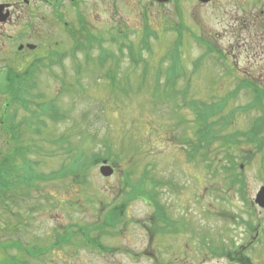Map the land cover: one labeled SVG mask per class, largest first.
Segmentation results:
<instances>
[{"label": "rangeland", "instance_id": "1", "mask_svg": "<svg viewBox=\"0 0 264 264\" xmlns=\"http://www.w3.org/2000/svg\"><path fill=\"white\" fill-rule=\"evenodd\" d=\"M91 2L96 3L81 7L87 17V35L106 36L118 29L119 19L122 30L135 28L137 33L128 40L133 44L132 53L105 45L104 64L97 62L101 53L94 50L78 52L72 64L39 68L37 77L29 81L36 87L27 99L28 111L4 107L5 98L0 95V115L16 112L17 121L29 118L33 111L46 112L42 104L59 112L56 121L40 119V135L28 134L32 147L26 146L23 152L34 162L32 168L40 181L0 196V264H264V209L254 204L256 193L264 186V123L263 127L257 124L264 100L261 108L253 107L244 114L237 111L252 100L244 91L221 103L245 76L257 80L255 92L264 88V49H255L252 43L253 48H244L243 43H234L231 34L237 20L245 31L240 40L250 44L254 32L264 27L243 26V12H235V4L229 3L198 11L187 0L165 7L149 6L147 0H123L117 6L105 0ZM244 3L249 23L259 10L253 1ZM74 18L73 13L67 17L69 21ZM165 19L185 28L183 46L177 50L178 70L170 67L177 37L163 28L154 29ZM75 29L85 28L77 25ZM146 29L155 36L144 38ZM189 34L215 40L214 47L229 55L233 51L235 57L228 59L233 73H225L211 60L203 61L193 73L192 65L202 50L191 46ZM144 42L149 51H140ZM130 57L135 61L142 58L144 63L133 67ZM107 72H112L115 82L106 79ZM214 103L222 109L212 120L225 117L231 124L214 128L217 140L210 149L217 151L211 155L214 167L208 170L201 158L191 161L187 151L188 142L196 139L192 105ZM232 135L236 143L232 146L238 147L228 153L218 151L223 148L220 143ZM6 144L0 128V162ZM225 155L241 167L237 177L243 179L244 190L240 194L237 185L230 187L229 171L222 168L228 165ZM90 159L94 165L86 164L81 175L71 170L70 164ZM103 161L116 166V174L102 177L98 170ZM12 165L23 170L17 159ZM146 169L153 180L170 182L150 194L157 204L167 206L161 208L167 219L179 220L172 229L183 232L185 224L182 235L171 233L150 241L140 226L153 215V207L140 199L125 203L132 190L122 186L138 185ZM116 207L124 213L112 218ZM56 243L60 245L52 248ZM151 251L155 259L149 255Z\"/></svg>", "mask_w": 264, "mask_h": 264}, {"label": "flooded vegetation", "instance_id": "2", "mask_svg": "<svg viewBox=\"0 0 264 264\" xmlns=\"http://www.w3.org/2000/svg\"><path fill=\"white\" fill-rule=\"evenodd\" d=\"M130 1L135 2V0ZM147 1V4L150 6L157 4L154 0ZM173 1L176 0H170L164 7L170 5ZM190 1L198 11L211 6H215V9H218V6L221 4H235V6H233L234 11L240 12L241 14L243 12L241 18L244 21L243 26L264 27V22L261 19L264 18V0H250L253 1L259 12L254 19L253 16L250 18L249 23L245 20L246 18L249 19L250 13H247L248 7L245 6L244 0H210L207 3L187 0V2ZM89 2L96 3L91 2V0H0V84L5 82H21L25 84V82L37 77L39 68H52L60 65V63L63 64V62H70L72 64L75 60L74 58L77 50H79V52H81V50L90 52L91 46L89 44V37L85 34V30H87V17L83 14L81 9L83 5ZM105 2H107L108 5L117 6L119 3L123 2V0H105ZM145 10L144 7L143 11ZM72 13L75 16V21H69L67 19ZM115 15L116 18H119L117 17L118 12H116ZM251 19L253 20L251 21ZM116 23L120 30L113 28L106 36L96 35L94 37L103 39L104 46L111 45L118 50L120 48L123 49L124 46V30H122L123 24L120 23L119 19H117ZM170 23L171 22L165 19L164 27L171 28ZM77 25L85 29L83 31L77 30L75 29ZM240 28L238 21L235 20L233 28L231 29L234 43L238 44L241 42L244 48H253L254 45L255 49H264V28L262 31L254 32L253 38L249 40L250 44H248L247 40H240V34L245 32L241 31ZM236 29L238 33H234ZM134 30L135 28H131V32ZM248 31L249 30H246V32ZM110 35L116 36L115 41L111 39L108 40ZM216 35L218 36V34ZM195 40V43L200 46L206 43V45L215 49L212 46L215 40L213 41L211 38L198 36L195 37ZM251 43L253 45H251ZM76 44H78L79 47H77ZM232 47L235 48L234 46ZM237 47L239 46L237 45ZM233 48H231V51ZM222 53L227 60L222 61L220 69L225 73L231 74L233 73V68L228 59L231 56L232 58L235 57L233 56V51L231 55L225 53L223 50ZM208 56L215 57L213 53H209ZM33 69H36V71L32 72L30 77L31 70ZM247 77L249 76H245V78L241 79L237 83L235 89L231 93L226 94L222 99L235 98L244 91L249 94L252 99L263 101L264 88H258V86H256L259 92H255L254 87L257 85L255 81L257 80H249ZM243 81H245V84L253 86V88L246 89L240 87ZM32 83L33 82H31V84ZM237 90L238 92L234 94L233 92ZM249 90H253V92ZM4 107H7V104H5ZM152 207V213H154L153 215L149 214L148 221L146 222V228L148 229L145 231L149 238L152 240L154 237L160 236V238L164 239L168 235H172L170 228L167 227L166 221L163 220L161 216L155 214V212H157L156 209L159 207ZM162 207L167 208L166 205H163L160 206L159 209L161 210ZM140 228L144 229L145 225L142 224ZM183 228L185 229V225ZM177 233L180 234L177 229H174L175 236ZM149 255L153 257V251H151Z\"/></svg>", "mask_w": 264, "mask_h": 264}, {"label": "trees", "instance_id": "3", "mask_svg": "<svg viewBox=\"0 0 264 264\" xmlns=\"http://www.w3.org/2000/svg\"><path fill=\"white\" fill-rule=\"evenodd\" d=\"M27 84L18 83V82H8L4 85V92L7 94V99L10 104L12 105H18L22 109L26 110L28 106V100L27 98L30 97V90L27 87ZM222 103V101H221ZM37 108H40V105ZM41 108L43 111L46 112H30V116L27 119H22L20 121H17L16 118V112H13L11 115H7L4 117L2 114L0 116V128L5 133L6 136V145L7 152L4 156V160L0 162V196L7 197L8 192H13L15 188H23L22 184H25L26 186H29V183H32L33 181L39 182V174L34 173L32 165L34 162L31 160V158H26L23 155V152L25 150V147L27 146L29 150H31L32 147V138L29 137L31 133H35L37 135H40V123L42 124L41 118L45 117L46 119H49L51 121H56L57 117L59 116V112H56L52 105L50 104H42ZM222 106L220 104L214 103L210 105H203L200 106L198 104L193 105V113L195 115V125L196 130L194 133V137L196 138L195 141L188 142V151L187 155L189 159L194 160L201 154L203 157V160L209 159L210 154H214L217 150L210 149L212 146H214V142L217 140V138H214V128L217 127V122L219 120H212V118L215 117L219 112H221ZM52 111V112H48ZM40 113V116H36V114ZM53 119V120H52ZM228 118H221L220 120L223 121V125L227 126V123H229ZM29 134V135H28ZM248 141L255 140V138H249L247 137ZM25 141L29 142V144L25 143ZM10 144V145H9ZM234 136H230L227 140V142L220 143L219 147H223L222 149H218L220 152L228 153L232 151L231 149L237 148L238 146H232L235 145ZM12 147L11 149L9 147ZM228 155H225V157ZM20 161V166L23 169L21 172L18 171V168L13 167L12 163L15 160ZM91 160V159H90ZM229 165L228 166H222L224 170H227L229 172H235L237 168L235 167L234 160L229 157L227 160ZM72 163V162H71ZM86 164L90 166V164L94 165L92 163V160L90 162H84V161H76L73 164H70L72 167L71 170L74 172L76 169V173L78 175H81L80 171L85 170L87 167ZM210 166V165H208ZM8 169H12L11 172H9ZM81 169V170H79ZM14 171V172H13ZM18 171V172H17ZM33 173V175H32ZM150 174L148 173V169H146L139 181V184H128L126 183L124 186H122L123 189L130 188L132 190V193L126 195V204L130 202L132 199H142L146 202L152 203L153 199L151 196V190H154L157 187H162L164 185H169V182H161L153 180L151 177H149ZM53 176L50 177H44L41 176V179H48L50 180ZM128 177V176H127ZM128 180V179H126ZM236 183V181H235ZM33 184V183H32ZM241 189V186H240ZM143 191V193L141 192ZM122 216L121 207H116L111 213L112 218H117ZM112 220H118V219H112ZM118 222V221H116ZM107 226V225H106ZM91 245H94V242L90 243ZM60 245V243H56L52 246V248H56ZM97 246V244H96Z\"/></svg>", "mask_w": 264, "mask_h": 264}, {"label": "water", "instance_id": "4", "mask_svg": "<svg viewBox=\"0 0 264 264\" xmlns=\"http://www.w3.org/2000/svg\"><path fill=\"white\" fill-rule=\"evenodd\" d=\"M159 2H166L168 0H157ZM202 2H207L210 0H200ZM99 173L101 174V176H103L104 178L110 177L113 174V169L112 167L108 166L106 164V162H103V165L100 167L99 169ZM255 204L260 208V209H264V187L260 188V190L258 191L256 198H255Z\"/></svg>", "mask_w": 264, "mask_h": 264}]
</instances>
